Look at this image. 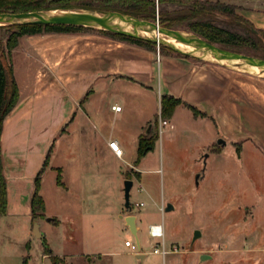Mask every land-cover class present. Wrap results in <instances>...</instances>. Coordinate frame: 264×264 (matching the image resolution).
Returning a JSON list of instances; mask_svg holds the SVG:
<instances>
[{"label": "rangeland", "instance_id": "rangeland-1", "mask_svg": "<svg viewBox=\"0 0 264 264\" xmlns=\"http://www.w3.org/2000/svg\"><path fill=\"white\" fill-rule=\"evenodd\" d=\"M225 1L230 2V0ZM158 7L164 10H177L186 6L165 2ZM224 19L219 22L221 26L244 33L241 28L233 26ZM178 29L193 33L185 25ZM129 30H132V27H129ZM122 41L98 28L74 32L42 31L23 35L12 53L16 79L27 91H34L37 83L33 79L36 76L44 78L57 72L68 74L72 68L70 64L72 61H67V58L72 60L76 56L87 54L93 56L99 52L100 47H105L109 61L125 52L126 45H120ZM175 51L177 50L165 43H156V60L160 52L175 53ZM187 55L227 72L232 78L230 84L235 91L236 101L242 98L245 100L247 97L249 103H256L262 99L260 94L264 95V77L228 63H219L209 56L203 58L200 52ZM49 57H54L56 60L66 59L60 60L64 64L53 65L51 60H47ZM112 89L129 93V106L123 112V118L116 121L112 120L110 115L106 120L107 126L111 127L116 121V129L119 131L123 127L126 135L128 134L125 135L123 144L125 151L123 157L128 164L113 155L102 153L101 150L99 152L95 149L97 146H91V172L97 171L96 163L101 164L100 171L105 176V187L109 198L106 211L112 212L113 215L107 217L105 241H94L93 232L87 230L84 233L87 238L73 236L64 244L67 251L79 254L66 264H71V261L73 264H93L88 261L90 254L86 256L84 252L90 250L102 252L107 248L116 253L113 256L103 257L105 264L111 260L113 264L114 262L115 264H132V262L133 264H264V213L256 206V203H261L263 168L260 154L253 143L246 141L242 150L236 143V138H229L225 144L218 143L219 138L227 139L223 136L215 137L213 122L205 121L208 126L203 129L201 124L204 121L195 118L193 113L184 107H181L173 117V127L170 123L162 125L159 123L160 103L155 93L139 84L120 80L113 83ZM147 115L151 120L143 128L139 139L152 134H156V137L152 147L140 158V168L151 170L143 171L141 177L137 178L138 173L130 167L136 165L139 139L137 144L132 143L130 133L132 134L134 130L131 132L125 128L130 126L134 128L137 122ZM187 126L195 129H185L183 132L180 130L181 127ZM240 130V133L245 131L243 128ZM71 136H76L75 131ZM61 137L63 136L57 135L52 140L50 155L58 141L63 139H60ZM208 146L212 148L209 149ZM68 149L65 143L64 154ZM206 154L208 156H205ZM126 180L132 181L128 198L132 211L125 208ZM55 181H57L56 175L52 171L44 177L45 191L51 197L54 195ZM119 201H122L123 208H118ZM140 202L142 205H138ZM249 203L254 204V209L248 206ZM167 204H171L173 208L165 210ZM49 206L53 205L50 203ZM119 214L138 216L140 229L137 236L142 242L141 247L147 250L143 263L125 245L126 239L136 244V236L129 229L124 228L122 223L124 219L119 218ZM46 217H37L39 229L44 233V240L34 235L36 238L34 240L44 248L45 243L47 245L62 243L61 227L47 221ZM155 221L163 224L165 248L170 250L164 256L152 252L156 240L147 234V224ZM196 229L201 235L192 242ZM4 251L13 253L11 259L9 258L10 264H41L38 249H27L23 245L19 248L13 246L10 250ZM15 254L18 255L14 257ZM202 254L208 257L201 260Z\"/></svg>", "mask_w": 264, "mask_h": 264}, {"label": "crops", "instance_id": "crops-1", "mask_svg": "<svg viewBox=\"0 0 264 264\" xmlns=\"http://www.w3.org/2000/svg\"><path fill=\"white\" fill-rule=\"evenodd\" d=\"M230 3L236 5L237 12L255 28L264 29V0H230ZM120 45H126L125 52L109 61L105 47H100L99 52L93 56L87 54L76 56L72 60L67 58V61H72L71 71L68 74L57 72L44 78L36 76L33 79L37 83L34 91H27L17 81L19 99L4 120L1 136L6 210L0 216V264L11 263L9 258L13 253L4 250H10L13 246L19 248L25 245L27 249H38L41 264H54L51 256L59 257L60 264H66L72 257L79 255L77 252L67 251L64 246L73 236L87 238L84 233L88 230L93 232L94 241L106 240L107 217H111L113 213L106 211L109 198L105 187L106 179L100 171L101 164L96 163L97 171L91 172L90 148L92 145L97 146L95 149L99 152L113 155L128 164L123 157L124 139L128 134L126 135L123 127L118 131L115 124L118 119L123 118V112L129 106V93L112 89L116 80L139 84L155 93L159 103L162 95L179 97L198 111L195 114L187 105H177L168 119L171 127L173 117L184 107L195 118L204 121L201 124L203 129L208 126L205 121L213 122L215 137L223 136L227 139L225 143L229 138H236L240 150L246 141L253 143L260 154L263 168L261 203H256V206L264 213V95L260 94L262 99L256 103H249L247 97L236 101L235 91L230 84L232 78L215 65L188 55L165 52L158 53L156 60L155 50L124 41ZM48 59L53 65H60L64 64L60 60L64 61L66 58ZM113 104L121 105V109L113 110ZM110 115L112 120H116L111 127L106 123ZM150 120L147 115L134 128H125L131 132L134 130L130 133L132 143L137 144L143 128ZM240 128L245 131L240 133ZM185 129L195 128H180L182 132ZM74 131L76 136L72 137ZM57 135L63 136L60 138L63 139L58 141L50 155L53 145L51 142ZM110 140H116L122 147L121 157L109 147ZM65 143L69 148L66 154L63 152ZM130 168L138 173L137 178L141 177L143 171L151 170L140 168V161ZM40 169V194L45 204V217L54 218L49 222L61 227L62 243H48L50 253L34 240L36 238L32 231L33 224L38 219L32 216L31 196L34 177ZM49 171L55 173L56 180L60 174L62 182L59 184L55 181L52 197L46 193L43 183ZM50 203L52 207L49 206ZM248 206L254 209L253 203ZM118 208H123L122 201L118 202ZM133 215L137 234L140 224L138 216ZM122 223L126 229L125 222ZM152 223L158 222H149L147 229ZM85 226L91 228L86 229ZM137 239L141 245L138 236ZM143 250L142 258L139 259L142 263L147 256V250ZM84 253L86 256L90 254L89 262L105 264L103 257L113 256L116 251L107 248L102 252L90 250ZM106 264H113L112 260Z\"/></svg>", "mask_w": 264, "mask_h": 264}, {"label": "trees", "instance_id": "trees-1", "mask_svg": "<svg viewBox=\"0 0 264 264\" xmlns=\"http://www.w3.org/2000/svg\"><path fill=\"white\" fill-rule=\"evenodd\" d=\"M171 2L185 5L177 10H164L159 4ZM57 8H87L99 10H115L124 14L138 16L142 19L158 21L167 28L187 26L190 31L217 43L220 46L252 54L264 58V29L255 28L252 23L240 15L236 5L225 0H0V12H22L32 10H49ZM227 19L233 26L241 28L244 33L221 26L220 21ZM224 19V20H225ZM87 26L60 24H6L0 25V216L6 210V178L3 173L1 156V136L6 116L16 106L19 99V86L16 80L13 64V50L18 46L23 35H32L42 31L74 32ZM255 28L257 32H254ZM102 30V29H101ZM120 40L134 43L150 50L156 49V42L129 36L121 33L102 30ZM176 54L187 56L179 51ZM179 104H185L197 114L198 111L186 104L179 97L162 95L160 100V117L170 118ZM156 134L140 137L136 163L152 147ZM42 169L34 177V190L31 196L32 216L45 217V204L40 194V179ZM57 182L62 184L58 174ZM45 243V242H44ZM45 250L50 253L45 243ZM53 263L58 264L60 258L51 256Z\"/></svg>", "mask_w": 264, "mask_h": 264}, {"label": "water", "instance_id": "water-1", "mask_svg": "<svg viewBox=\"0 0 264 264\" xmlns=\"http://www.w3.org/2000/svg\"><path fill=\"white\" fill-rule=\"evenodd\" d=\"M6 24H60L98 28L110 32L149 39L156 42L157 44L162 42L184 54L194 55V52H200L202 55L201 57L203 58L209 56L210 59L215 60L219 63H228L235 67L241 68L243 70H248L254 74L264 77L263 75H260L259 73L253 72L249 69V66H257L260 71L264 72V58L255 57L224 48L217 43L208 41L207 39L195 34L194 32L188 33L178 28L163 27L159 25L157 20L152 21L142 19L138 16L124 14L115 10L58 8L53 10L49 9L22 12H0V25ZM127 26L132 27V30H129ZM138 28H143L148 31H157V33H160L161 37L145 36L138 32ZM252 30L254 32H257L255 28H252ZM168 37H173L178 41H182L185 44L192 46L193 50L186 51L178 48L166 39ZM218 143L224 144L225 140L219 138ZM131 186L132 181L126 180L124 185L126 198L125 208L128 211L130 207L128 198ZM172 208L173 206L171 204H167L165 210H170ZM120 217L124 219L126 228L136 236V242L139 245L136 234L137 228L135 225V215L121 214ZM53 219L54 218L52 217H46L47 221ZM33 233L37 238L41 239L42 241L44 240V233L40 231L39 224L37 222H34L33 224ZM200 235V231L196 229L192 237V242H194V240H196V238H198ZM207 257L208 255L202 254L201 260ZM136 258L141 259L142 254H136Z\"/></svg>", "mask_w": 264, "mask_h": 264}, {"label": "built area", "instance_id": "built-area-1", "mask_svg": "<svg viewBox=\"0 0 264 264\" xmlns=\"http://www.w3.org/2000/svg\"><path fill=\"white\" fill-rule=\"evenodd\" d=\"M155 1L157 2L158 0H155ZM112 109L115 111H119L121 109V105L113 104ZM159 123L162 125H165L169 123V120L168 118L160 117ZM108 145L118 157L122 156L123 150L116 140H110L108 142ZM138 205H142V202H140ZM129 211H132V207L129 208ZM147 232L151 238L156 239L158 241V242H155L154 248L152 250L153 253H161L162 255H165L167 252L170 251L165 248L164 230H163L162 223L158 222V223L149 224ZM125 245L128 246L131 249V251L135 254L144 253V250L140 244L138 245L137 243L135 244L134 242H131L130 240H125ZM160 245H162V247H160Z\"/></svg>", "mask_w": 264, "mask_h": 264}, {"label": "bare ground", "instance_id": "bare-ground-1", "mask_svg": "<svg viewBox=\"0 0 264 264\" xmlns=\"http://www.w3.org/2000/svg\"><path fill=\"white\" fill-rule=\"evenodd\" d=\"M127 28H129V27L127 26ZM138 32L140 34L145 35V36L161 37L160 33H157V31H148V30L143 29V28H138ZM166 39L182 50H186V51L193 50L192 46L187 45L182 41H178L173 37H168ZM249 69L252 70L253 72L259 73L260 75L264 76V72L260 71V69L257 66H249Z\"/></svg>", "mask_w": 264, "mask_h": 264}]
</instances>
